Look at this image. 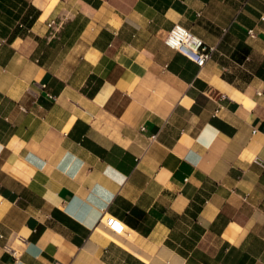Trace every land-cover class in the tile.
Masks as SVG:
<instances>
[{
    "label": "crops",
    "instance_id": "1",
    "mask_svg": "<svg viewBox=\"0 0 264 264\" xmlns=\"http://www.w3.org/2000/svg\"><path fill=\"white\" fill-rule=\"evenodd\" d=\"M0 264H264V0H0Z\"/></svg>",
    "mask_w": 264,
    "mask_h": 264
},
{
    "label": "built area",
    "instance_id": "2",
    "mask_svg": "<svg viewBox=\"0 0 264 264\" xmlns=\"http://www.w3.org/2000/svg\"><path fill=\"white\" fill-rule=\"evenodd\" d=\"M251 32L252 31L249 30L250 34ZM167 42L171 47L193 61L199 68L205 66L212 56L213 47L206 45L201 39L192 36L181 27H177L170 31ZM151 137L154 138L155 136L152 135ZM104 223L117 234H121L124 227L122 222L110 216L104 219Z\"/></svg>",
    "mask_w": 264,
    "mask_h": 264
},
{
    "label": "trees",
    "instance_id": "3",
    "mask_svg": "<svg viewBox=\"0 0 264 264\" xmlns=\"http://www.w3.org/2000/svg\"><path fill=\"white\" fill-rule=\"evenodd\" d=\"M26 6H27V3H26ZM31 10H35L34 13H31L32 11ZM38 13L39 11L36 10L35 8L33 7H28L27 8V13L26 15L23 17V25H25V30L28 29L31 24L33 23V21L37 18L38 16ZM17 30L21 29L19 26H17L16 28Z\"/></svg>",
    "mask_w": 264,
    "mask_h": 264
}]
</instances>
